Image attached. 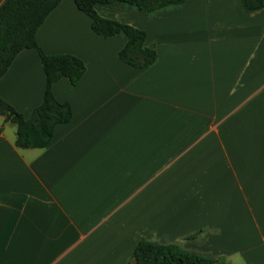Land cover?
Segmentation results:
<instances>
[{"label": "crops", "instance_id": "1", "mask_svg": "<svg viewBox=\"0 0 264 264\" xmlns=\"http://www.w3.org/2000/svg\"><path fill=\"white\" fill-rule=\"evenodd\" d=\"M94 8L143 29L156 60H119L125 36L94 33L72 0L45 16L36 43L84 71L52 83L71 118L45 147H16L0 115V264H127L141 238L264 264V7ZM43 88L33 48L0 76V98L23 117Z\"/></svg>", "mask_w": 264, "mask_h": 264}, {"label": "trees", "instance_id": "2", "mask_svg": "<svg viewBox=\"0 0 264 264\" xmlns=\"http://www.w3.org/2000/svg\"><path fill=\"white\" fill-rule=\"evenodd\" d=\"M60 0H3L0 4V76L14 56L22 49L33 48L38 55L44 74L41 102L27 117H23L0 98V115L3 121L15 125L14 145L20 148H43L52 137L55 124L71 118V108L65 101H58L51 85L66 77L71 85L84 71L83 61L71 53L46 54L35 40V31L45 16ZM76 8L89 18L90 29L101 36L122 33L123 46L117 51L119 60L135 68L151 65L156 60L153 48L143 45L145 31L128 23L101 16L95 4L125 2L150 13L162 7L179 4L185 0H72ZM244 11L253 12L264 7V0H239ZM191 236V235H190ZM127 264H224L218 258L184 249L176 243L160 244L139 239Z\"/></svg>", "mask_w": 264, "mask_h": 264}, {"label": "rangeland", "instance_id": "3", "mask_svg": "<svg viewBox=\"0 0 264 264\" xmlns=\"http://www.w3.org/2000/svg\"><path fill=\"white\" fill-rule=\"evenodd\" d=\"M232 264H237V263H235V261H234V262H232Z\"/></svg>", "mask_w": 264, "mask_h": 264}]
</instances>
